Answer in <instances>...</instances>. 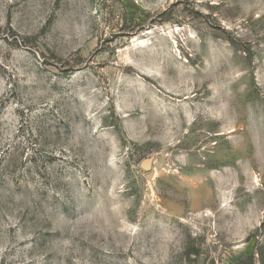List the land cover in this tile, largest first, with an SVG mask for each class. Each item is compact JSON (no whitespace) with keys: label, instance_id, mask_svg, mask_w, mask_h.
<instances>
[{"label":"rangeland","instance_id":"rangeland-1","mask_svg":"<svg viewBox=\"0 0 264 264\" xmlns=\"http://www.w3.org/2000/svg\"><path fill=\"white\" fill-rule=\"evenodd\" d=\"M0 264H264V0H0Z\"/></svg>","mask_w":264,"mask_h":264}]
</instances>
